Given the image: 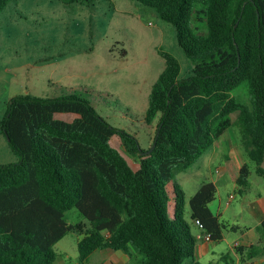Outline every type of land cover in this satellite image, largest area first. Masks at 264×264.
<instances>
[{
	"label": "trees",
	"instance_id": "obj_1",
	"mask_svg": "<svg viewBox=\"0 0 264 264\" xmlns=\"http://www.w3.org/2000/svg\"><path fill=\"white\" fill-rule=\"evenodd\" d=\"M10 1L0 0V14ZM135 1L174 26L192 74L180 78L179 60L161 50L166 66L150 94L145 121L156 128L146 148L82 95L13 98L1 131L20 160L0 163V264H54L55 245L72 231L85 234L78 243L81 263L98 249L131 256L135 247L139 264H202L195 261L197 238L176 175L234 123L264 175V0ZM243 84L250 104L234 95ZM123 152L136 159L137 169ZM250 173L249 165H242L237 182L247 185ZM170 182H175L173 208ZM216 195L215 183L205 182L189 206L191 221L199 219L212 240L220 241L228 228H240L213 213ZM72 208L90 224L69 223L65 216ZM262 252L252 246L249 257Z\"/></svg>",
	"mask_w": 264,
	"mask_h": 264
},
{
	"label": "rangeland",
	"instance_id": "obj_2",
	"mask_svg": "<svg viewBox=\"0 0 264 264\" xmlns=\"http://www.w3.org/2000/svg\"><path fill=\"white\" fill-rule=\"evenodd\" d=\"M193 24L206 31L204 23ZM161 50L179 60L180 78L192 74L193 63L178 44L174 26L135 0H11L0 14V131L16 96L54 97L72 92L91 99L103 117L136 135L146 148L147 136L156 128L145 121L150 94L166 66ZM234 95L250 104L247 84ZM60 117L72 118L69 114ZM232 119H237L236 113ZM226 133L236 147L222 142L225 134L201 161L179 176L187 200L196 188L213 180L218 185L217 199L211 205L214 213L220 211L223 222L240 228H228L224 238L213 244L217 260L239 241L264 247V229L257 227L264 216V206H260L264 203V175L248 156L240 127L234 123ZM117 146L122 149V143ZM123 154L137 166L135 158ZM19 160L0 133V163ZM244 164L251 173L248 184L242 186L237 179ZM185 217L195 230L188 211ZM65 218L90 224L77 208L67 211ZM74 235L69 233L55 247L69 263L80 262ZM141 259L140 254L134 256V261ZM256 260L264 264V255Z\"/></svg>",
	"mask_w": 264,
	"mask_h": 264
},
{
	"label": "crops",
	"instance_id": "obj_3",
	"mask_svg": "<svg viewBox=\"0 0 264 264\" xmlns=\"http://www.w3.org/2000/svg\"><path fill=\"white\" fill-rule=\"evenodd\" d=\"M233 125L231 127H233ZM226 131L220 137L221 139H223L224 138L223 136L226 134V137L224 138V140L222 142L223 143H226L227 146H230L232 148L236 147L237 145L233 141V138L228 137ZM0 133H3V132L0 131ZM147 138H148V136H147ZM220 138L215 141V143L213 144V146L211 148H213L214 146H216V144L220 140ZM211 148L209 150H211ZM209 150H207V152H209ZM207 152H205V153H207ZM202 156L198 159L199 161L202 160ZM223 156L227 160L230 159L229 158V154H223ZM138 167H139V164H137V166L134 167V168L137 169ZM240 168H239V170H240ZM187 170L188 169H186V170H184L182 172H179L177 174L178 177L175 178V182L177 184H179L180 187L184 191H185V188H184V184L185 183H184V181L179 176H180L181 173L186 172ZM175 182H170L167 185V190H168V192H169V194L171 196V205H172L171 208H173L174 207V204H175V194H174V183ZM212 182H214V181L212 180ZM215 185L217 187V193H218V185L216 183H215ZM198 190H199V188H196V190H194L195 192H193V193L195 194ZM194 194H189L188 200H187V205H186V212L188 211L190 217H191V208L189 206V199ZM216 199H217V195H216L215 200ZM212 203L210 204V208L213 211V209L211 207ZM262 205L264 206V203H261L260 204L261 207H262ZM213 213H214V211H213ZM214 214H216L219 217V219L222 221V219H221V212L220 211H218L217 213H214ZM263 220H264V216L262 218H260V220H259V223L260 224H258L259 226L257 225L258 229L261 226ZM82 221L83 220H81L80 222H82ZM83 222H85V221H83ZM69 223H73V222H69ZM192 223H193V225L195 227V230H193V232H194V234H195V236L197 238V246H196V253H195V261L196 262H200L202 264H219L221 261H225L226 264H230V262H232L233 264H259V261H257L256 259L264 255V247H262L259 243L249 242L247 240L245 242H240L239 241L240 243L239 242H236L235 244H233L227 250L226 253L221 254V256L219 257V260H217V257H215L217 252L213 248V244L216 241L207 242V241L203 240L200 237L202 235V233H203L202 229L198 225H196L194 222H192ZM229 225H234V224H230L229 223ZM70 233H74L75 234L74 236H75V240H76V243H77V250H78V243L80 242V240H82L84 238L85 234L80 233V232H75V231H72ZM56 245H55V247H56ZM252 246H258L259 248H262L263 249V252L261 254L255 256V257H253V258H250L249 257V253L251 251V247ZM56 252H57V250H56ZM130 252H131V256L128 253H126L125 251H123V250H113V249H110V248L98 249V250L94 251L90 255V257L85 261V263H83V264H139L141 260L138 261V262L137 261H134V256H137L139 254L138 251H137V249L135 247H131ZM78 256H79V251H78ZM54 264H81V262H78V263H71L70 262L69 263L68 260H67V258L63 256V253H60V254L58 253L57 259H56V261H55ZM184 264H193V261L187 260V261L184 262Z\"/></svg>",
	"mask_w": 264,
	"mask_h": 264
},
{
	"label": "built area",
	"instance_id": "obj_4",
	"mask_svg": "<svg viewBox=\"0 0 264 264\" xmlns=\"http://www.w3.org/2000/svg\"><path fill=\"white\" fill-rule=\"evenodd\" d=\"M195 224L198 225V226L202 229L203 233H202V235H201L200 237H201L203 240H205V241H207V242H211V241H213V240H212V234H211L210 232H207V231L203 230L202 223H201V221H200L199 219H197V220L195 221Z\"/></svg>",
	"mask_w": 264,
	"mask_h": 264
}]
</instances>
